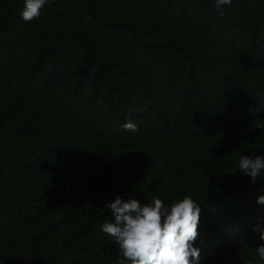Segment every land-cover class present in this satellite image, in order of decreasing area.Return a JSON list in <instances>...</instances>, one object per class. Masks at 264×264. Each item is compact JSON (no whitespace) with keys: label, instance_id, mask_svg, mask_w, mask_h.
Masks as SVG:
<instances>
[{"label":"trees","instance_id":"obj_1","mask_svg":"<svg viewBox=\"0 0 264 264\" xmlns=\"http://www.w3.org/2000/svg\"><path fill=\"white\" fill-rule=\"evenodd\" d=\"M214 2L0 0V264H119L117 194L187 195L199 264H261L264 0Z\"/></svg>","mask_w":264,"mask_h":264},{"label":"clouds","instance_id":"obj_2","mask_svg":"<svg viewBox=\"0 0 264 264\" xmlns=\"http://www.w3.org/2000/svg\"><path fill=\"white\" fill-rule=\"evenodd\" d=\"M46 0H23L19 17L31 21L40 15ZM232 0H215L214 7L223 16L225 6ZM125 131H135L131 121L122 125ZM237 170L255 183L264 176V155H241ZM256 203L264 205V194L258 195ZM113 219L100 225V231L112 238L118 246L119 264H199L200 249L197 242L200 204L185 195L179 200L165 204L152 196L144 203L134 198L124 200L119 194L106 202ZM252 231L258 234L255 247L258 260L264 264V223L258 222Z\"/></svg>","mask_w":264,"mask_h":264}]
</instances>
